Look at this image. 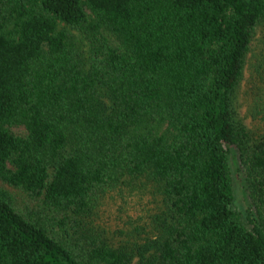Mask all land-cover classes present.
<instances>
[{
  "label": "trees",
  "instance_id": "16d2710c",
  "mask_svg": "<svg viewBox=\"0 0 264 264\" xmlns=\"http://www.w3.org/2000/svg\"><path fill=\"white\" fill-rule=\"evenodd\" d=\"M258 31L264 0H0V264H264V132L235 105ZM126 179L158 203L113 241L92 216Z\"/></svg>",
  "mask_w": 264,
  "mask_h": 264
},
{
  "label": "rangeland",
  "instance_id": "374dc122",
  "mask_svg": "<svg viewBox=\"0 0 264 264\" xmlns=\"http://www.w3.org/2000/svg\"><path fill=\"white\" fill-rule=\"evenodd\" d=\"M264 35L259 31L255 35L251 51L249 52L244 70L241 88L237 91L235 99L236 112L239 119L252 132L262 133L260 113H256V92L261 90L264 84ZM12 132L22 134V127L11 128ZM232 178L233 204L236 212H242L249 203L244 183L235 166L230 162ZM16 208L24 211L28 206L35 204L24 193L12 190ZM158 199L152 194V188L146 187L142 181L126 179V183L116 189H112L103 195L97 202L92 216V224L96 228L103 229L113 241L134 235H144L148 217L156 209Z\"/></svg>",
  "mask_w": 264,
  "mask_h": 264
}]
</instances>
